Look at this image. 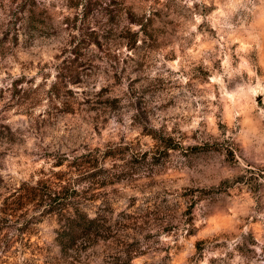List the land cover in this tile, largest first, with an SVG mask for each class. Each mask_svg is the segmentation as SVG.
Returning <instances> with one entry per match:
<instances>
[{
    "label": "clouds",
    "instance_id": "clouds-1",
    "mask_svg": "<svg viewBox=\"0 0 264 264\" xmlns=\"http://www.w3.org/2000/svg\"><path fill=\"white\" fill-rule=\"evenodd\" d=\"M68 3L0 0V256L264 264V0Z\"/></svg>",
    "mask_w": 264,
    "mask_h": 264
},
{
    "label": "rangeland",
    "instance_id": "rangeland-1",
    "mask_svg": "<svg viewBox=\"0 0 264 264\" xmlns=\"http://www.w3.org/2000/svg\"><path fill=\"white\" fill-rule=\"evenodd\" d=\"M13 2H15V0H13ZM33 2V6H34V0H32ZM99 2V0H97V3ZM113 2H115V0H113ZM91 4V2H90ZM68 7L69 8H77L79 7V0H69L68 3ZM28 8V3H22L20 4V12L23 13L27 10ZM34 13V12H33ZM91 14V7L88 8V11L85 14V19L87 20L89 18ZM13 15H16V13H13ZM34 19L38 20L37 22H34L31 24V27L36 28L38 24H43L44 21L42 19H37L35 13H34ZM79 21V17H76V22ZM93 39H97V37L95 36V34H93ZM77 52L79 53V50H77ZM73 65L76 64V62H72ZM69 71H71V69H69ZM67 162H61L59 165H54L53 168L55 170V168H61L64 169L66 168ZM41 175H46V173L41 172ZM65 180V177L63 176H59L56 174H52L48 180L45 182V186L43 191H47L49 186L52 187H56L60 184H63ZM234 190V189H232ZM30 195H32V193H29L27 196H25L22 192L19 193H12V195L8 198L5 199V209H0V211H4L5 212V217L3 220H0V234H5L7 232V225L9 222V219H23L22 213H24L26 208H31L33 205L35 204H41L43 202H40V200L37 199H29L30 197H28ZM229 195H231V190L229 191ZM17 199H19V203H17ZM56 203H59V201H56ZM70 208V207H68ZM48 215H51L53 218V222L55 220V216L56 213H49ZM17 223H19V219H17ZM255 224V221H254ZM46 228V225L44 226ZM256 231H264V229H261L258 225L255 226ZM22 235L24 237L25 240V244L26 246H30L34 240H37V237L39 235L38 232H33L30 230H24L22 232ZM49 240L51 241V238L49 237ZM79 243V242H78ZM202 245H199V247H201ZM39 248V245H38ZM45 252L47 253L48 256L53 257L51 264H59V262L55 259V255H56V249L55 247H50L48 249H39V251L33 252V256H40L45 254ZM0 264H13V260L11 255L6 252L3 256H0ZM36 264H41V261H37Z\"/></svg>",
    "mask_w": 264,
    "mask_h": 264
},
{
    "label": "trees",
    "instance_id": "trees-1",
    "mask_svg": "<svg viewBox=\"0 0 264 264\" xmlns=\"http://www.w3.org/2000/svg\"><path fill=\"white\" fill-rule=\"evenodd\" d=\"M89 2H91V0H89ZM26 11H30L29 8H27ZM31 20H32V23L38 21V20L34 19V13L33 12H32V15H31ZM74 55H76L77 59H79V53L78 52H75ZM73 62H76V61H73ZM28 197H30V195ZM37 198L40 200V202H43L47 198V191L45 190V191H42V192H34V193H32V195H31V197L29 199H37ZM61 210L62 211H66V212H71L72 209L68 208L67 206H64V207H62ZM51 213H56V210L54 209ZM78 242L79 241H77V243ZM198 247H199V245H198Z\"/></svg>",
    "mask_w": 264,
    "mask_h": 264
}]
</instances>
